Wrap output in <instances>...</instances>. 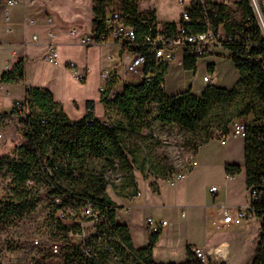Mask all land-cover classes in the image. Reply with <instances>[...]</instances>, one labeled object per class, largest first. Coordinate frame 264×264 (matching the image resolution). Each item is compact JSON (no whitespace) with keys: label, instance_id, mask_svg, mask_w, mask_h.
<instances>
[{"label":"crops","instance_id":"1","mask_svg":"<svg viewBox=\"0 0 264 264\" xmlns=\"http://www.w3.org/2000/svg\"><path fill=\"white\" fill-rule=\"evenodd\" d=\"M15 1L14 4H7V0H0V78L21 60L24 63L23 78L20 83L0 82V102L4 98L10 99L8 105L0 108V113L7 111L13 99L24 97L27 87H40L52 92L54 101L61 105L71 120H81L86 116L88 101L94 102V117L104 119L108 106L102 102V94L99 92L103 70L113 68L119 72L120 79L116 90H121L128 83L139 84L129 81L133 75L124 71L118 58L122 49L113 36L105 42L90 46L80 43L81 35H90L95 30L93 0ZM183 1L188 4L191 0ZM215 1L227 6L228 10L230 6H236L244 18L245 10L241 0ZM182 8L180 0L138 2L140 13H155L160 28L170 23L178 24ZM49 15L52 16L56 29L53 43L58 54L55 61L46 58L50 43L47 25ZM30 20H33V23ZM72 27L78 28L77 35L70 33ZM178 53V58L166 63L167 70L163 80L166 94L171 96L190 90L197 96L202 95L208 85L198 92L194 91L192 86L186 85L183 81L187 70L183 64L184 54L181 49ZM208 63L214 70L215 60ZM233 64L235 75L214 86L226 89L236 86L241 79V73L234 61ZM71 65L80 71H86L85 79L80 80ZM16 84L21 85L20 92L13 90L12 87ZM2 88L9 90L10 97L5 96ZM6 148L7 145L4 144L2 150ZM196 156V167L176 171L185 172L182 180L170 183L171 174L176 173L172 171L161 177L155 175L146 180H138V189L134 194L110 195L118 206V223L128 228L136 250L145 248L150 243L152 232L147 225L148 217L166 221L152 250V260L155 264H184L189 260L188 250L195 247L212 253V249L222 245L217 250V255L219 258H225L227 250L223 245L228 244L225 236H216L211 231L222 229L221 219L224 211L236 212L250 203L251 193L246 185L245 138H229L225 144L212 140L200 147ZM198 156L202 158L198 159ZM229 164H239L242 171L234 176L228 175L226 167ZM241 174L244 175L243 182L249 199L237 202L231 199V185ZM212 186L218 187L216 194L210 191ZM107 192L110 193L109 190ZM219 193H223L222 196ZM223 250L226 251L225 256L220 257Z\"/></svg>","mask_w":264,"mask_h":264},{"label":"trees","instance_id":"2","mask_svg":"<svg viewBox=\"0 0 264 264\" xmlns=\"http://www.w3.org/2000/svg\"><path fill=\"white\" fill-rule=\"evenodd\" d=\"M140 0H93L94 2V37L102 41V36L109 32L110 15L119 7L122 19L126 24L135 28L138 43L144 41L145 35L153 23L157 25L153 11L142 14L138 11ZM245 14L250 13L249 6L242 0ZM226 12L223 13L217 24L223 23L226 32L233 29L252 30L255 40H261L259 30L255 24L251 28H244V24L236 27L232 23L228 7L221 4ZM245 16V15H244ZM244 19V18H243ZM177 24L170 23L166 28H175ZM147 55L146 71H157L156 76L150 81H142L139 84H125L123 90L114 98H108L102 94V102L106 106L115 104L120 111L132 123V116L143 118L147 115L145 110L154 107L156 113L154 119L161 123H177L180 126L197 130L198 122H208L211 116H215V105H230L229 118L222 120L217 127L222 129V134L229 132L228 124L234 118H240L250 113L254 120L247 125L245 137V171L246 185L254 191L256 198L251 200L256 217L261 220V236L259 249L254 264H264V40L258 46L245 51L243 58L234 57L232 60L241 73V79L232 89L216 87L209 84L202 95L197 96L190 90L175 95H167L164 86V74L166 64L158 67L153 55L145 50ZM197 57L184 53L183 64L186 69L194 70L197 66ZM23 60L16 62L12 68L4 72L0 78L2 83H14L16 75L23 78ZM25 98L31 108L40 110L46 118L32 116L28 130L24 136L20 151L24 157L19 164L9 165V172L13 174L14 183L26 186L31 178H39L47 185V193L55 196L66 195L69 202L81 203L84 199H91L97 207L108 205L111 217L118 208L107 194L108 181L105 177L86 174L83 171V162L88 155L104 158L110 170L120 168L119 161L125 156L118 133L119 126L104 125V119L94 117V102H87L88 113L81 120H71L63 111L60 104L54 101L51 91L40 87H27ZM212 118V117H211ZM221 135V134H220ZM218 135V137L220 136ZM194 150L210 142V135H200L196 138ZM64 158L65 164H59V159ZM118 163L116 169L115 163ZM242 167L239 164H229L226 172L230 176L239 174ZM64 179L78 181L84 186L80 190L69 189L63 185ZM135 190L133 194L136 192ZM21 201H0V222L7 218L16 208L22 207ZM114 229L120 234L124 244L134 252L133 264H155L152 260V250L157 242L159 232L152 233L147 247L136 250L128 228L118 222H114ZM68 258L73 260L74 253L69 252ZM189 260L184 264H204L197 258L191 249L188 250ZM0 264H2L0 262ZM124 264H129V259ZM175 264V263H169Z\"/></svg>","mask_w":264,"mask_h":264},{"label":"rangeland","instance_id":"3","mask_svg":"<svg viewBox=\"0 0 264 264\" xmlns=\"http://www.w3.org/2000/svg\"><path fill=\"white\" fill-rule=\"evenodd\" d=\"M242 2V0H241ZM120 11L119 7L113 8ZM232 23L239 27L243 24L242 12L232 5L229 7ZM179 53L176 55V57ZM178 58V57H177ZM215 60L214 70L209 67L208 61ZM198 65L194 70H185L184 80L188 87L192 86L194 91H200L209 85L204 82L203 76L213 72L219 80L226 82L236 73L233 60L228 57H214L208 54L197 59ZM183 69V68H182ZM172 75H174L172 73ZM178 75V73L176 74ZM178 79V78H177ZM129 81L140 83L139 77L131 76ZM15 91H21L20 84L12 87ZM123 89L117 90L120 93ZM10 102L9 98L1 99L0 108H4ZM216 114L211 116L208 122H198L197 130L180 126L177 123H161L153 117L156 113L154 107L147 108L146 116L138 118L132 116L134 122H130L115 104L108 106V112L104 116L113 125L119 126L118 133L125 156L119 161L120 168L110 171L107 161L104 158H97L94 155L86 156L82 166L83 171L89 175L105 177L107 179V191L110 195L131 194L138 189V180H146L150 176H164L172 171L176 172L190 169L189 161L196 160L200 147L194 150V143L197 136H212V140L218 141V135L224 131L217 128L223 119L229 118L231 112L230 105H215ZM31 116H41L44 114L33 107L30 109ZM234 120H239L245 124H250L254 120L252 113L234 118L229 124V128ZM6 129L5 145L7 148L0 152V201H21L22 207L14 211L0 222V262L2 264H74L65 252L56 258H52L48 253L41 251V248L32 245L33 240L39 238L45 240L50 235L53 216L52 195L44 189V184L39 178H31L26 186L14 183L13 174L9 172V165H16L22 161L24 154L20 148L27 132L26 126L16 120H9ZM202 147V146H201ZM202 158L198 156V159ZM244 175L237 176L232 183V196L237 202L248 200V193L245 191ZM63 185L69 189L80 190L84 185L78 181L64 179ZM251 193V189H249ZM223 193H219L222 196ZM218 196V195H216ZM252 220L244 225H223L221 230H215L216 236H225L228 244H224L227 254L225 258H219L218 246L208 254V259L204 264H254L259 249L261 236V220ZM67 240V238H66Z\"/></svg>","mask_w":264,"mask_h":264},{"label":"built area","instance_id":"4","mask_svg":"<svg viewBox=\"0 0 264 264\" xmlns=\"http://www.w3.org/2000/svg\"><path fill=\"white\" fill-rule=\"evenodd\" d=\"M249 6L250 13L245 14L243 19L244 28H251L255 24L259 30L261 40H264V0H245ZM15 0H7V4H14ZM183 5L181 20L175 28H160L158 25H151L149 32L145 35L144 41L137 42L135 28L126 24L121 13L112 11L110 15L109 32L102 36V41H97L95 33L81 35L80 43L86 46L95 43L105 42L113 36L121 46L122 53L119 55L120 62L124 71L130 75H136L142 81H150L156 76L155 71H146L147 52L151 53L155 59L157 67L166 64L168 61L176 59L178 50L184 54L205 57L212 54L220 57L243 58L245 51L254 46H258L261 40L253 39L252 30L247 32L245 29H233L226 32L223 23H218L221 15L226 12L223 6L215 0H191ZM8 19V15L6 14ZM33 23V20H30ZM49 53L47 59L55 61L57 58V48L53 43L56 36V29L51 15L47 17ZM70 33L78 34V28L72 27ZM36 37L34 36V39ZM74 74L80 79H85L86 71H80L71 65ZM102 83L99 86L101 94H107L108 98H114L118 93L117 83L120 79L116 69H104ZM206 83L216 81L213 72L203 76ZM22 79L16 75L14 83H20ZM6 97H10L8 89L2 88ZM31 105L22 98H15L7 111L0 113V152L5 144L6 128L9 120H16L23 123L27 130L32 116L30 114ZM104 125L111 126L108 119H104ZM247 135V124L242 121L234 120L227 134H221L218 140L225 144L229 138H245ZM1 160V156H0ZM59 164H65V159H59ZM190 168L198 165L197 160H190ZM116 169L118 163H115ZM189 169V168H188ZM111 172L114 170H110ZM185 172L171 174L170 183H175L185 177ZM47 190V185H44ZM210 191L213 194L218 192L217 186H212ZM139 194V193H138ZM256 198L254 191H251V200ZM250 200V202H251ZM54 221L51 224L50 235L41 240L36 238L32 245L40 247L41 251L48 253L52 258L61 256L65 250L74 253V264H124L129 259V264H133L134 252L130 250L120 238V234L114 229V222H118V208L112 218L108 210V205L99 208L91 199H84L81 203L69 202L64 194L52 197ZM256 218L254 208L251 203L236 212L224 211L221 219L222 225H244ZM166 221L157 220L153 217L147 218V225L152 233L160 232ZM220 227V226H218ZM67 238V240H66ZM193 254L202 262H206L208 254L204 249L195 247L191 249Z\"/></svg>","mask_w":264,"mask_h":264},{"label":"bare ground","instance_id":"5","mask_svg":"<svg viewBox=\"0 0 264 264\" xmlns=\"http://www.w3.org/2000/svg\"><path fill=\"white\" fill-rule=\"evenodd\" d=\"M225 253H226V251H224V250H223V251H221V252H220V257H223V256H225Z\"/></svg>","mask_w":264,"mask_h":264}]
</instances>
